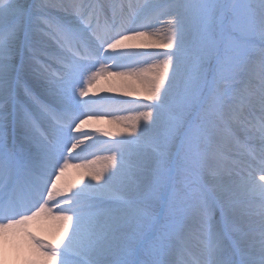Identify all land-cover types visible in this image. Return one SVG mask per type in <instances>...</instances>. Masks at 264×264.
Segmentation results:
<instances>
[{
	"label": "snow or ice",
	"instance_id": "snow-or-ice-1",
	"mask_svg": "<svg viewBox=\"0 0 264 264\" xmlns=\"http://www.w3.org/2000/svg\"><path fill=\"white\" fill-rule=\"evenodd\" d=\"M52 6L0 0V245L25 241L8 229L63 201L56 264H264V47L236 40L239 4L60 0L59 15ZM161 17L173 19L166 36L152 31L160 43L140 69H162L142 114L151 123L119 161L108 157L109 176H91L93 190L57 199L62 138L79 131L91 90L80 84L82 51L155 29Z\"/></svg>",
	"mask_w": 264,
	"mask_h": 264
},
{
	"label": "bare ground",
	"instance_id": "bare-ground-1",
	"mask_svg": "<svg viewBox=\"0 0 264 264\" xmlns=\"http://www.w3.org/2000/svg\"><path fill=\"white\" fill-rule=\"evenodd\" d=\"M59 1L48 0L53 6L47 11L59 15L60 13L55 7ZM171 19L173 18L161 17L159 22L155 24V29H143L147 48L152 50L157 47L160 41L152 35V31L159 32L161 37L166 36L167 21ZM136 45H141V42L138 37L130 33L107 44V47L106 44H103L98 51H83L86 58L95 55L102 60L108 58L107 53L110 56L112 51H119L124 54V58L114 63V67L125 66L134 75L127 76L126 73H116L113 70L110 71L112 76H99L90 83H84V90L91 88L87 97L82 98L85 100V110L87 106L93 104L92 101L107 97L104 103H100L103 106L99 109L100 112L107 113L109 117L105 119L95 118L89 112L94 108L87 112L84 110L78 115L79 123L74 125V127H78L79 131L70 132L74 133L73 138L69 135L70 133L62 138V145L71 143L72 147L67 151L58 153L57 158L59 159L62 154L63 159L59 160L60 167L57 174L51 177V194L57 199L61 195L70 196L72 193L79 192L85 185H89L90 190H93L91 185L100 182L92 181L91 176H109L117 165L108 157L115 156L120 160V149L121 151L126 150L129 142L140 135L141 127L151 123V119L145 120L142 114L152 111L146 106L152 101H148L146 98L156 91L162 69L153 68L150 72L140 71V69L153 63V57L152 51L143 56L141 51L133 50ZM256 59L257 55L254 54L253 60ZM256 71L259 72V68H256ZM257 78L259 77L257 76ZM116 132L126 139H116ZM114 134L115 137L111 138ZM86 163L92 165L91 172H84L83 166ZM105 189L113 198L123 196L122 192L111 188V184L106 185ZM61 206H63V201L60 205L49 202L47 207L41 208L33 216L8 229L10 232L22 235L25 241L6 240L3 245H0V264H25L27 258L41 260L43 264H56V260L53 258L56 249L53 245L45 243L44 239L49 237L61 244L67 239L66 235L61 239L62 230L65 226V220L57 212ZM83 211L87 212L88 209L84 208ZM67 214L71 215V213ZM4 234L5 229L0 227V241L3 240ZM41 245L45 247H41Z\"/></svg>",
	"mask_w": 264,
	"mask_h": 264
},
{
	"label": "rangeland",
	"instance_id": "rangeland-1",
	"mask_svg": "<svg viewBox=\"0 0 264 264\" xmlns=\"http://www.w3.org/2000/svg\"><path fill=\"white\" fill-rule=\"evenodd\" d=\"M228 2L232 4H239L238 8L235 10L240 18V23L237 28L236 40L240 42L242 45L255 47V49L257 50L261 47H264V8H261L259 4V0H228ZM102 34L105 36L108 35L107 33L104 32H102ZM135 34L138 36V40L141 42V45H136V47L133 50L141 51L143 53L142 54L143 56H146L147 54H149L151 51L154 50V49L150 50L145 46V41H144L145 34L143 29H141V31L139 32H136ZM107 56H108V60L105 61H102L98 57L99 59L97 58V60H95L96 62L94 61L97 64L95 63L93 64L91 62L85 63V71L83 72V76L80 81L82 89H84L83 85L85 82L90 83L93 81L95 77H99V76L107 77L109 75L112 76L113 74H111V72L113 70L116 73H120V72L126 73L127 76L134 75L133 72L125 66L114 67L115 66L114 63L124 58L123 53L119 51H112V53H110V56L108 53ZM258 79L259 78H257V80ZM106 98L107 97L105 98L101 97L96 101H92L93 104L87 106L84 112H87L88 110L94 108L92 111L89 112L90 114H93L95 118L105 119L109 117L107 113H103L102 111L100 112L99 109L101 106H103V104L100 103H104ZM118 132H116V139H121V140L126 139L125 137L119 136L120 134ZM20 135L21 133L17 131L15 127H11L9 129V136L12 142L14 143L17 142L20 138ZM113 137H115V134L111 138ZM68 145L70 146L71 143ZM116 160L119 161V159L117 158ZM92 169L93 167L90 163H86V165L83 166V170L86 173L91 172ZM66 223L67 222L65 221L64 224L66 225ZM44 242L53 245L55 249H59L63 247V244L58 243L49 237H45ZM27 259L28 260H25V264H43L41 260L35 258H27Z\"/></svg>",
	"mask_w": 264,
	"mask_h": 264
}]
</instances>
